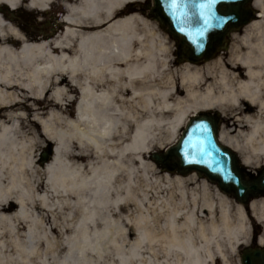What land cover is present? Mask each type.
<instances>
[{
  "label": "bare ground",
  "instance_id": "6f19581e",
  "mask_svg": "<svg viewBox=\"0 0 264 264\" xmlns=\"http://www.w3.org/2000/svg\"><path fill=\"white\" fill-rule=\"evenodd\" d=\"M143 1L0 0V264H232L257 230L264 245V197L243 207L195 174L147 166L157 187L135 198L129 180L132 155L204 111L222 116L220 141L244 166H264V0L225 52L176 68L157 22L120 16ZM55 7L63 19L43 36L15 14ZM40 128L55 145L41 168Z\"/></svg>",
  "mask_w": 264,
  "mask_h": 264
},
{
  "label": "water",
  "instance_id": "95a60500",
  "mask_svg": "<svg viewBox=\"0 0 264 264\" xmlns=\"http://www.w3.org/2000/svg\"><path fill=\"white\" fill-rule=\"evenodd\" d=\"M251 2L181 0L179 10L173 15L169 10L170 0H149L142 12L149 13V17L158 21L178 42L179 62L199 63L209 61L225 50L230 34L254 19L253 12L246 8ZM201 5L202 16L199 15ZM205 20L208 21L207 28ZM217 20L221 22L217 23ZM219 120L218 114L202 113L192 117L178 143L166 152H154L151 159L162 170L172 173L188 175L197 172L216 183L226 194L234 196L239 203L247 205L252 198L264 195V169L256 176L241 168L237 154L218 139ZM201 150L204 155L200 154ZM54 156L55 146L50 144L41 154L40 164L45 166ZM241 263L264 264V250H245Z\"/></svg>",
  "mask_w": 264,
  "mask_h": 264
},
{
  "label": "rangeland",
  "instance_id": "374dc122",
  "mask_svg": "<svg viewBox=\"0 0 264 264\" xmlns=\"http://www.w3.org/2000/svg\"><path fill=\"white\" fill-rule=\"evenodd\" d=\"M146 1L147 0L143 1L142 3L144 4ZM136 5H139V4H136ZM52 8H54V7H52ZM128 8H129V6L125 7L124 10H123V12H125V13L121 12L122 14L120 13V16L126 15V14H130L131 12H135L136 14H140L141 16L144 17V15L139 10H136L135 8H132L130 10V8L129 9ZM249 8L254 10V13H257L256 9H253L252 7H249ZM19 12L22 15V18L20 19V21L22 23L21 25L28 26V27L31 26V29L37 30L39 36H43V34L44 35L45 34H51V30H50L51 27L53 25H56L57 22H61V20L63 19L64 14H65V11H63L61 8H58V7H55L54 11L48 10L47 13H43V14H38L36 12H29V11L25 10V8H23ZM145 17L147 19H149L147 16H145ZM54 18H55V20H54ZM150 20H152V19H150ZM152 21H154V20H152ZM159 27H160V25H159ZM161 30L168 37V40H167V43H166V52H167V54H165V58L167 60H170V59L174 58V56H175V51H176L177 44H176V41L170 35H168L165 30H163L162 28H161ZM59 32H60V29L59 30L56 29L55 32L52 33V34L54 36H56V35H59ZM172 65L175 68L178 67V66H181V64L177 63L176 61ZM75 107H76V104H74L73 109H75ZM211 112H215V111H211ZM222 123H224L223 119H222ZM181 134H182V132H181ZM181 134H180L179 138L181 137ZM14 138H16V139H15L12 147L16 148V147L19 146V144H21L22 136L16 135ZM178 139L175 140V141L167 143L162 148H158V147H154L153 148V147H151L150 152L148 154L152 153L153 151H164L166 148H168L170 146H173L178 141ZM50 142L51 141H49L47 136H45V134L43 133L42 129L40 128L39 131L36 134V137H35V142H34V146H33V152L35 154H38V156H39V154L48 147ZM148 154H146V155H139V154L132 155V164L130 165L129 180H130V185H131V191H132V194H133V196L135 198H138V196H142L143 194L144 195L145 194L151 195V193L155 191L154 188L157 187L154 183H152L150 181V178H152L153 176L149 172L150 169L149 170L147 169L148 168L147 166H153L155 168H157V167L150 161L149 157H147ZM59 158L62 159V160H65L67 158V152L65 151L64 147L61 148V152L59 153ZM37 160H38V158H37ZM141 161H144V163L146 165L145 164H140ZM37 166L39 168H41L40 165H37ZM262 167H264V166H261L259 169H261ZM246 169H250V168L246 167ZM259 169H257V170H259ZM252 171H256V170H252ZM84 173H85L86 176H88L89 169H86ZM159 175H162V172L160 170H159ZM171 176H174V175H171ZM140 210H141L140 207H136V209H135L136 212H139ZM201 214L204 217L207 216V212H205V211H202ZM258 236H261V230H257L255 232L254 239H256ZM255 241L256 240H253L252 244L250 246L241 247L238 250V253L234 256L233 260H231L232 264H241L240 255H241L242 250L245 249V248L256 247V242ZM63 249H65V252L62 255L65 256V254L67 252V250H66L67 246H65ZM114 258H115L114 259L115 260L114 264H122V262L120 260H118L116 256ZM98 264H108V263L104 262L102 260L101 261L99 260Z\"/></svg>",
  "mask_w": 264,
  "mask_h": 264
},
{
  "label": "snow or ice",
  "instance_id": "6c2138e0",
  "mask_svg": "<svg viewBox=\"0 0 264 264\" xmlns=\"http://www.w3.org/2000/svg\"><path fill=\"white\" fill-rule=\"evenodd\" d=\"M170 3H171V7H170L169 10L172 12L173 15H175L176 12L180 8L181 0H170ZM199 15H201V16L203 15V6L202 5L200 6V13H199ZM219 22H221V21L220 20H217V23H219ZM207 25H208V21L205 20V28H207ZM201 31H203V30H201ZM193 131L195 132V131H197V129H193ZM200 143L203 144L204 141L201 140ZM200 154L201 155H204L205 153H204L203 150H201Z\"/></svg>",
  "mask_w": 264,
  "mask_h": 264
},
{
  "label": "flooded vegetation",
  "instance_id": "af4514ba",
  "mask_svg": "<svg viewBox=\"0 0 264 264\" xmlns=\"http://www.w3.org/2000/svg\"><path fill=\"white\" fill-rule=\"evenodd\" d=\"M200 181H202V179L199 178Z\"/></svg>",
  "mask_w": 264,
  "mask_h": 264
}]
</instances>
